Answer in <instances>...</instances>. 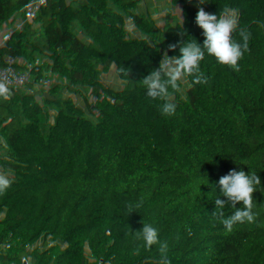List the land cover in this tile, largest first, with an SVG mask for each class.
<instances>
[{"label":"trees","instance_id":"16d2710c","mask_svg":"<svg viewBox=\"0 0 264 264\" xmlns=\"http://www.w3.org/2000/svg\"><path fill=\"white\" fill-rule=\"evenodd\" d=\"M159 1L156 16L176 35L201 32L195 17L201 6L206 11L203 0ZM226 1L239 9L240 27L264 47V0ZM77 2L84 12L100 6L97 0ZM4 17L18 32L33 20L56 21L57 0H0ZM141 35L148 37L141 17L88 24L95 75L106 83L101 95L94 93L89 68L17 65L34 45L22 38L0 45V54L8 53L0 60V80L12 73L38 80L31 111L0 140V168L12 169L14 180L0 197V210L11 211L0 219V264H160L159 245L149 249L137 238L143 222L167 242L170 264H264V62L239 63V71L231 69L227 77L214 70L207 87L194 85L187 99L178 93L185 107L163 123L160 141L140 124V102L148 100L142 80L163 54L152 46L140 49L142 57L116 50L117 44L143 43ZM113 63L125 71L112 72ZM7 102L0 101V110ZM118 107L127 112L132 133L142 136V148L128 146L124 158L100 139ZM190 142L196 155L184 158ZM89 147L102 168L87 162ZM233 169L252 171L261 183L253 194L256 221L228 232L212 214L220 211L215 198L224 199L214 183ZM72 197L86 213L81 220L62 211ZM222 211L227 217L235 209L226 204Z\"/></svg>","mask_w":264,"mask_h":264},{"label":"built area","instance_id":"2783aa9c","mask_svg":"<svg viewBox=\"0 0 264 264\" xmlns=\"http://www.w3.org/2000/svg\"><path fill=\"white\" fill-rule=\"evenodd\" d=\"M100 6L92 12H84L81 7H77V0H57L58 19L43 22L38 20L31 21L22 31L18 32L11 27V21L8 17L0 20V45L6 42L14 41L22 38L34 45L35 51L31 54L20 56L17 58V65L26 62H42L41 57L47 48L57 47L61 51V59L59 62L50 65L52 68L74 63L78 68H89L92 75L93 89L96 95H101L106 87L101 79L95 73L96 68L93 66L91 56L93 48L87 41V28L89 23L98 25L105 24L108 21L114 20L118 16L126 17H141L145 21V27L148 33V40L143 43L136 42L131 46H124L122 50L128 49L130 53L137 57H142L140 49L152 46L153 52H161L163 59L168 56L179 55V48L175 51L170 48L172 44H182L183 42L192 40L200 42L202 37L201 32H192L187 38H182L172 32L163 24L157 27L160 19L156 16V12L162 7L159 0H97ZM206 11L213 14H218L219 11L229 6L226 0H203ZM250 33L249 51H247L239 63L245 64L264 62V47L259 44ZM49 33L55 37L54 41H50ZM120 50V51H122ZM7 51L0 54V60L7 56ZM201 70L208 77V84L214 70H219L218 75L224 77L229 76L231 68L220 65L215 58L205 55V60L201 63ZM23 73H12L9 78V87L12 95L7 99V106L0 110V140L5 137L17 124L23 120L26 113L32 109L31 95L38 87V80L33 79L27 82ZM205 86V84H204ZM206 87V86H205ZM144 93L147 89L144 86ZM199 97H194L193 101H198ZM1 100H5L0 98ZM176 94V111L183 109L185 103ZM145 110L140 116V124L147 135L161 137L165 134L163 123L173 116H165L161 114L160 106L163 101L152 99L148 96L147 101H141ZM175 111V112H176ZM129 125L130 122H129ZM197 145L195 142H190L184 145L182 156L190 158L196 155ZM87 162L93 167L102 168L101 162L95 157L92 148H87ZM4 195V194H3ZM3 195H0L3 196ZM125 195L131 197V192L125 189ZM11 211L8 207H3L0 210V219L9 218Z\"/></svg>","mask_w":264,"mask_h":264},{"label":"clouds","instance_id":"9594fccd","mask_svg":"<svg viewBox=\"0 0 264 264\" xmlns=\"http://www.w3.org/2000/svg\"><path fill=\"white\" fill-rule=\"evenodd\" d=\"M167 14V11L163 13L165 16ZM162 24L163 21H160L157 27ZM195 25L202 33L200 42L189 40L182 44L170 45L173 51L179 48V55L163 59L160 65L142 80L147 95L152 99L163 101L160 106L162 115L175 114L177 93L182 99H187V90L194 85L208 83V77L201 70V63L205 60L206 54L215 58L220 65L239 71V61L249 51L250 33L240 27V11L236 7L225 6L218 14H213L205 11L201 6L195 17ZM237 34L239 40L235 38ZM141 39L147 41L148 37L141 35ZM110 70L116 73L125 71L115 63L110 65ZM11 95L9 82L0 80V98L7 100ZM13 182L12 169L0 168V195L5 194ZM260 183L261 180L256 173L251 171L250 174H246L242 170L235 169L226 175H220L214 183L224 199L215 198V209L220 211H214L212 214L226 231L231 232L236 224L256 221L253 213V194ZM226 204H230L235 209L227 217L222 211ZM237 204H242V207L237 208ZM138 207L139 205H136V208ZM134 210L130 208L129 213ZM136 233L137 238L143 240L144 247L150 249L153 245H159L160 264H170L167 258L168 244L160 240L156 227L151 223L143 222L142 229Z\"/></svg>","mask_w":264,"mask_h":264},{"label":"rangeland","instance_id":"374dc122","mask_svg":"<svg viewBox=\"0 0 264 264\" xmlns=\"http://www.w3.org/2000/svg\"><path fill=\"white\" fill-rule=\"evenodd\" d=\"M118 45V44H117ZM116 45V50H122L125 46L123 43L119 46ZM115 49V46H114ZM61 51L55 47L53 49L47 48L45 49L44 55L41 57V61L39 63H43L45 65H53L57 63L61 59ZM25 74L22 76L24 77ZM128 114L125 110L120 107L116 108L114 114V121L111 124H108L103 130L100 136L101 143L106 144L111 147L117 153V156L120 158L125 157V153L128 151V146L135 149L142 148V136L134 135L132 133L131 127L128 122ZM132 152L134 150H131ZM142 151V150H141ZM141 210L144 215H147V210L142 205ZM62 211L66 216H70L76 220H81L85 217L86 213L82 211L76 204L75 198L72 197L68 202L62 203ZM51 231H55L54 228H51Z\"/></svg>","mask_w":264,"mask_h":264},{"label":"water","instance_id":"95a60500","mask_svg":"<svg viewBox=\"0 0 264 264\" xmlns=\"http://www.w3.org/2000/svg\"><path fill=\"white\" fill-rule=\"evenodd\" d=\"M53 68H55V67H53ZM209 77H211V76H209ZM205 86L207 87L208 86V83H206ZM178 103L179 104H182V100H179Z\"/></svg>","mask_w":264,"mask_h":264},{"label":"crops","instance_id":"0c3cea01","mask_svg":"<svg viewBox=\"0 0 264 264\" xmlns=\"http://www.w3.org/2000/svg\"><path fill=\"white\" fill-rule=\"evenodd\" d=\"M76 6H77V7H80V3L77 2V3H76ZM117 46H119V44H118ZM117 51H118V50H117ZM119 51H120V50H119Z\"/></svg>","mask_w":264,"mask_h":264}]
</instances>
